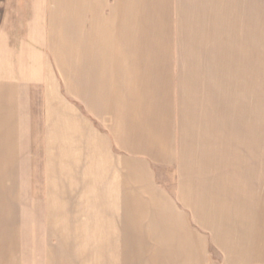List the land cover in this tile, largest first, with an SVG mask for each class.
<instances>
[{"label":"rangeland","instance_id":"rangeland-1","mask_svg":"<svg viewBox=\"0 0 264 264\" xmlns=\"http://www.w3.org/2000/svg\"><path fill=\"white\" fill-rule=\"evenodd\" d=\"M18 2L24 1L0 0V19L4 4ZM38 2L54 12L49 40L38 48L52 70L55 101H33L31 109L37 145L24 156L41 166L0 171L23 213L16 264L79 256L76 248L63 251L62 239L69 199L74 220L85 177L79 134L88 127L81 116L104 137L97 142L104 231L111 209L120 221L131 214L128 206L144 210L125 199L115 207L112 180L123 184L120 192L134 190V199L160 189L203 221L213 173L236 184L256 177L264 183V0ZM92 72L99 73L97 87ZM85 101H101L102 113L94 115ZM153 216L142 212L138 219Z\"/></svg>","mask_w":264,"mask_h":264},{"label":"crops","instance_id":"crops-1","mask_svg":"<svg viewBox=\"0 0 264 264\" xmlns=\"http://www.w3.org/2000/svg\"><path fill=\"white\" fill-rule=\"evenodd\" d=\"M23 1L4 4L0 19V171L41 166L24 156L35 153L37 145L31 109L33 101H55L52 70L38 48L51 35L47 27L54 25L53 8L48 2ZM80 19L84 21L79 25H85V16ZM98 74H91L95 87ZM88 102L85 104L94 115L102 113L101 101ZM81 120V125L86 122L88 127L79 134L78 164L85 177L78 180L83 187L78 190L74 220L69 199L62 239L63 251L76 248L79 256L69 253L53 264H264V183L258 177L240 179L243 184L225 175L208 177L205 221L197 217L196 209L191 210L194 216L179 210L160 189L149 195L138 193L141 196L134 199V190L120 192L116 187L123 184L112 180L110 195L115 207L125 199L139 201L144 210L138 211L135 204L128 206L131 214L127 212L126 220L120 221L118 211L115 215L111 209L113 221L109 231H104L103 184L98 177L102 152L97 146L98 139L104 137L97 126L83 116ZM5 186L0 183V264H16L21 260L23 213L18 211L17 196ZM11 186H17V180ZM142 212L154 215L153 221L138 219ZM197 221L205 226V232Z\"/></svg>","mask_w":264,"mask_h":264}]
</instances>
